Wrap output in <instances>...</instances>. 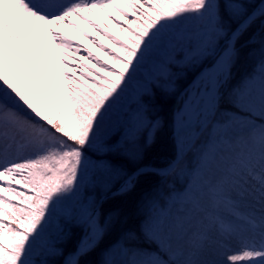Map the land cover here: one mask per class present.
I'll list each match as a JSON object with an SVG mask.
<instances>
[{
    "label": "snow or ice",
    "instance_id": "6c2138e0",
    "mask_svg": "<svg viewBox=\"0 0 264 264\" xmlns=\"http://www.w3.org/2000/svg\"><path fill=\"white\" fill-rule=\"evenodd\" d=\"M242 50L252 70L230 87ZM186 69L176 159L140 166L156 92ZM185 145L188 182L143 189L135 229L104 210ZM86 261L264 264V0H0V264Z\"/></svg>",
    "mask_w": 264,
    "mask_h": 264
},
{
    "label": "trees",
    "instance_id": "16d2710c",
    "mask_svg": "<svg viewBox=\"0 0 264 264\" xmlns=\"http://www.w3.org/2000/svg\"><path fill=\"white\" fill-rule=\"evenodd\" d=\"M252 58L249 57L246 52L242 50L237 63L233 66V78L231 85L238 84L243 77L252 70ZM198 70H195L193 74L189 77L186 76L181 80L179 88L171 94L163 102V97L160 96L161 91L157 90L155 105L158 106L163 103V109L161 111V121L163 123V132L160 130L155 132V138L150 145L144 148L143 158L139 162L140 166L150 165L155 168H162L166 166L172 159L174 155V149L172 144V138L170 134V126L172 122L173 107L176 101V97L180 91H182L193 77L197 74ZM225 109H230V105L224 103L222 105ZM146 140V135L142 138V143ZM182 166L181 168H183ZM150 183H154L156 187L153 189V194L157 195L158 190L164 189L160 183V179L154 176V174H149L147 178L142 179L137 188L130 193L124 194L122 197L112 198L111 200H106L102 207L106 212L108 211H118L121 214L123 227L128 229H135L140 222V219L145 215L149 208L148 206L140 200L142 190L148 187ZM79 235L74 232L69 241L66 242V248L73 249L78 242ZM85 264H91V261H86Z\"/></svg>",
    "mask_w": 264,
    "mask_h": 264
},
{
    "label": "rangeland",
    "instance_id": "374dc122",
    "mask_svg": "<svg viewBox=\"0 0 264 264\" xmlns=\"http://www.w3.org/2000/svg\"><path fill=\"white\" fill-rule=\"evenodd\" d=\"M60 28L64 29L68 34L72 35L73 34V29L70 28V26L68 24H64L62 23L61 25H59ZM77 41H79V37L77 36ZM253 62V60H252ZM185 71V74L184 75H177L175 77V79L170 82V84H166L165 85V88H171L170 91H163V90H160L161 93H160V96L163 97V102L169 98L171 96L172 93H174L178 88H179V85L181 83V80L188 76L189 74V77L193 74V72L195 70H191V69H186L184 70ZM159 90V89H158ZM182 101L181 99L179 100L178 102V107H180ZM176 108V109H177ZM163 109V103L161 104V106L159 105L158 108L155 107V110L153 111V119L154 120H158L159 121V126L155 129V131L153 132V139L152 141L154 140L155 138V132L157 130H160L161 133L163 132V123L161 121V111ZM257 123H259V119L257 118ZM199 131V129H197ZM147 131H145V134L146 137H147ZM210 134H211V127L209 126V128L203 130L199 136V138L197 139L196 141V145H195V148H199L200 146H202L206 141H208L210 139ZM251 139L253 140V142H256L258 143V136H256V134L254 133L253 137H251ZM187 146V145H185ZM185 157V160L181 163V165L178 167L177 170H175V172H173V174H171L169 176V178L167 179L165 183V187L164 189H159L158 192H157V195L158 198L161 200V201H164L166 200L168 197L172 196L174 194V191H181L183 189V187L185 186V184L188 182V177L186 175V169L188 167H190V165L192 164L193 160L195 159V150L194 148H190V150L187 152V154L184 156ZM185 166V168H183L182 170H180L181 166ZM168 177V176H167ZM171 179V181H174L176 183H173L171 181H169Z\"/></svg>",
    "mask_w": 264,
    "mask_h": 264
},
{
    "label": "bare ground",
    "instance_id": "6f19581e",
    "mask_svg": "<svg viewBox=\"0 0 264 264\" xmlns=\"http://www.w3.org/2000/svg\"><path fill=\"white\" fill-rule=\"evenodd\" d=\"M71 28V25L68 24ZM64 30V29H63ZM65 31V30H64ZM66 32V31H65ZM236 130L242 134L243 137L252 140L254 133L251 131V126L249 124H240L237 126ZM186 148V147H185Z\"/></svg>",
    "mask_w": 264,
    "mask_h": 264
}]
</instances>
